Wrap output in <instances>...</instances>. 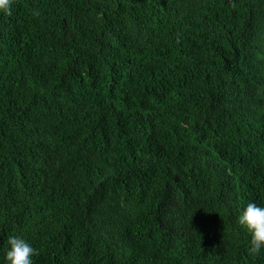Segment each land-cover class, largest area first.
I'll list each match as a JSON object with an SVG mask.
<instances>
[{
	"label": "trees",
	"instance_id": "obj_1",
	"mask_svg": "<svg viewBox=\"0 0 264 264\" xmlns=\"http://www.w3.org/2000/svg\"><path fill=\"white\" fill-rule=\"evenodd\" d=\"M0 264H264V0H11Z\"/></svg>",
	"mask_w": 264,
	"mask_h": 264
},
{
	"label": "clouds",
	"instance_id": "obj_2",
	"mask_svg": "<svg viewBox=\"0 0 264 264\" xmlns=\"http://www.w3.org/2000/svg\"><path fill=\"white\" fill-rule=\"evenodd\" d=\"M10 6L11 0H0V12L10 15ZM237 223L250 235V254L264 252V205L248 202L240 212ZM37 254V250L24 237H8L4 255L6 264H34Z\"/></svg>",
	"mask_w": 264,
	"mask_h": 264
}]
</instances>
